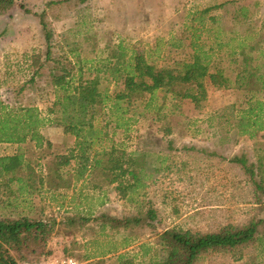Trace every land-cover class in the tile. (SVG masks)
<instances>
[{"label":"rangeland","instance_id":"374dc122","mask_svg":"<svg viewBox=\"0 0 264 264\" xmlns=\"http://www.w3.org/2000/svg\"><path fill=\"white\" fill-rule=\"evenodd\" d=\"M15 1L10 12L0 18V96L14 107L37 106L50 119L49 108L56 98L50 85L52 70L56 74L71 72L75 82L82 74H87L85 78L100 76L101 89L111 93L122 88L121 82L117 85L102 73L88 72L100 68L120 43L127 47L128 57L133 49H141L153 55L152 59L170 54L167 44L171 38H182L186 45L196 33L210 44L213 34L206 30L214 27L211 17L220 19L222 36L230 38L238 6L254 8V24L264 31V0ZM42 14L53 34L51 49L41 25ZM235 29L243 32L239 26ZM188 52L179 50L172 55L182 59ZM237 100L232 91L210 90L199 109L181 106L170 118L152 121L145 117L134 127L130 139L123 131L109 136L129 151L154 153L152 170L161 168L148 182L143 199L137 194L131 201L114 186L91 190L93 184L82 181L70 189L50 191L46 179L43 184L37 179V188L30 195L24 191L19 196L16 186L0 189V216L55 218L57 225L40 261L72 257L81 264L100 260L116 264L120 254L134 264H151L164 254L159 234L165 230L209 233L229 224L241 226L264 218V204H256L250 179L240 166L230 162L235 156L246 155L250 163H257L260 155L264 156V133L255 139L236 135L233 105ZM108 120V116L101 117L99 127H105ZM112 127L114 124H109L108 133ZM42 133L54 145L65 143L59 126L48 123ZM111 144L105 140L103 146ZM20 148L34 163L41 158L31 142L23 147L1 144L0 156L15 155ZM49 161L44 159L43 163ZM46 174L48 169L42 173L44 177ZM144 204L157 212L154 227L144 223L131 231H114L95 218L101 214L116 218L136 215ZM66 212L91 220L70 228L61 223ZM197 264H264V241L235 254L209 253Z\"/></svg>","mask_w":264,"mask_h":264},{"label":"trees","instance_id":"16d2710c","mask_svg":"<svg viewBox=\"0 0 264 264\" xmlns=\"http://www.w3.org/2000/svg\"><path fill=\"white\" fill-rule=\"evenodd\" d=\"M74 1L84 4L89 0ZM15 2L0 0V18L10 12ZM255 14L254 8L238 6L230 38L222 36L220 19L211 17L214 27L206 30L213 34L210 44L201 41V34L196 33L186 45L182 38H171L166 43L171 48L170 54L159 55L157 59H152L153 55L150 57L141 49H133L128 57L127 47L120 43L100 68L88 72L102 73L104 78H111L117 85L121 82L122 88L111 93L101 89L100 76L85 78L87 74H82L75 82L71 72L56 74L52 70L50 85L56 98L49 108L51 119L44 117L37 106L14 107L0 96V145L23 147L31 142L41 155L35 163L27 158L23 148L15 155L0 156V189L12 190L16 186L17 194L21 196L24 191L30 195L37 188V179L41 184L46 179L50 191L70 189L82 181L90 186L93 184L91 190L114 186L131 201L137 194L143 199L142 193L148 188V182L161 168L155 166L152 170L154 153L150 150L129 151L125 144L116 145L109 136L123 131L130 139L141 119L148 116L152 121L170 118L176 115L175 108L181 106L199 109L207 101L210 90L225 89L237 95L238 100L233 105L236 135L257 138L264 133V31L254 24ZM40 19L51 49L53 34L45 14ZM203 25H207L204 19ZM236 26L243 28V32H237ZM185 47L189 52L182 59L172 55L186 50ZM105 116L109 117L106 126L99 127L98 121ZM48 123L59 126L66 136L60 147L44 137L42 130ZM111 123L114 127L112 133H108ZM105 140L112 144L103 146ZM48 158L50 161L44 164L43 160ZM156 161L160 162V158ZM230 162L242 168L254 187L256 204L263 205L264 156L260 155L257 163H250L246 155L235 156ZM37 168L41 171L37 172ZM45 169L48 174L44 177ZM138 209L136 215L127 214L124 218L110 214L95 218L104 228L114 231H131L144 223L154 227L156 210L145 204L144 208ZM62 217L61 223L70 228L91 220L69 212ZM56 225L57 220L53 217L0 216V264L40 262ZM159 236L164 254L151 264H197L209 253L235 254L263 242L264 218L252 219L241 226L229 224L209 233L173 228ZM97 264L107 263L100 260ZM116 264L134 262L120 254Z\"/></svg>","mask_w":264,"mask_h":264},{"label":"built area","instance_id":"2783aa9c","mask_svg":"<svg viewBox=\"0 0 264 264\" xmlns=\"http://www.w3.org/2000/svg\"><path fill=\"white\" fill-rule=\"evenodd\" d=\"M24 264H81V263L72 257H68V258L51 259V260L43 259L40 262H28Z\"/></svg>","mask_w":264,"mask_h":264},{"label":"crops","instance_id":"0c3cea01","mask_svg":"<svg viewBox=\"0 0 264 264\" xmlns=\"http://www.w3.org/2000/svg\"><path fill=\"white\" fill-rule=\"evenodd\" d=\"M60 190V189H59ZM55 191H58V190H55Z\"/></svg>","mask_w":264,"mask_h":264}]
</instances>
